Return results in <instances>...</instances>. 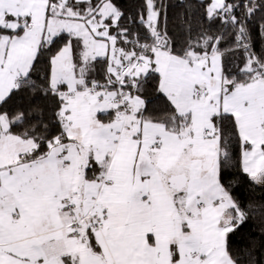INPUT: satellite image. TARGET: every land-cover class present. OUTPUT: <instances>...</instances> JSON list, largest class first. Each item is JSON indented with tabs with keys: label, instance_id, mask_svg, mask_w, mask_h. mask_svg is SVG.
<instances>
[{
	"label": "snow or ice",
	"instance_id": "snow-or-ice-1",
	"mask_svg": "<svg viewBox=\"0 0 264 264\" xmlns=\"http://www.w3.org/2000/svg\"><path fill=\"white\" fill-rule=\"evenodd\" d=\"M167 8L0 0V264H264L229 242L264 222V0H211L179 48Z\"/></svg>",
	"mask_w": 264,
	"mask_h": 264
},
{
	"label": "trees",
	"instance_id": "trees-1",
	"mask_svg": "<svg viewBox=\"0 0 264 264\" xmlns=\"http://www.w3.org/2000/svg\"><path fill=\"white\" fill-rule=\"evenodd\" d=\"M96 0H93L95 3ZM126 14H137L138 9L143 4V0H114ZM163 3L168 6L167 8V31L169 36L174 40L175 45L179 48L184 40L186 39L187 33L186 28L188 26V22L191 23L193 28V34L196 30H198L202 23L203 26L207 27V21L205 19V8L207 7L208 0H157V3ZM239 14V13H237ZM262 17H264V12L257 10L255 15L252 17L251 20L248 21L249 30L252 33L253 37V50L258 54H264V41H261L258 33H259V26L262 22ZM164 18L161 17V29L164 28ZM213 31L219 33L222 29V25L219 22L212 26ZM230 31V29H229ZM226 40L222 42L221 47L227 48L229 47V40L228 33L225 32ZM59 42L54 46L58 47ZM241 53L233 52L224 57V62L226 66L235 69L237 64L240 61ZM43 65L39 64L38 68H42ZM97 78L103 81V70L104 64L97 63ZM34 76L37 73L33 74ZM39 75H43L42 72ZM154 88V81L149 80L148 85H146V91L143 94L146 100H149L147 104L148 113L155 116H160L164 112V107L158 100H155L156 93L153 91ZM33 103L36 106H40L45 104L46 102L42 99V94L37 92L35 94H31ZM48 106L50 107V102H47ZM16 106L15 97L13 100H10L7 107L14 108ZM234 195H237L241 202L246 204L249 198H252L253 195L255 198H260L262 193L259 189L255 191L253 194L250 191L249 185L247 181H245L241 187L237 188L234 192ZM264 228V222L260 220V217L257 216L255 218H250L240 229V231L230 234L229 242L230 247L233 251V255L237 254L238 249H243L245 247H252L255 245V255L258 261H264V236H261V229ZM243 264H247V260L243 262Z\"/></svg>",
	"mask_w": 264,
	"mask_h": 264
},
{
	"label": "rangeland",
	"instance_id": "rangeland-1",
	"mask_svg": "<svg viewBox=\"0 0 264 264\" xmlns=\"http://www.w3.org/2000/svg\"><path fill=\"white\" fill-rule=\"evenodd\" d=\"M210 2H211V0H208V3H207V5H208Z\"/></svg>",
	"mask_w": 264,
	"mask_h": 264
}]
</instances>
